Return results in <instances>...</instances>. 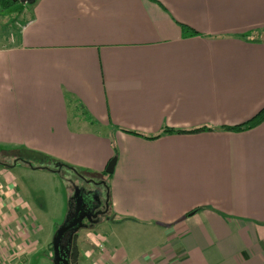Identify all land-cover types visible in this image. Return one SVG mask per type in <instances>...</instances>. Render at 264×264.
Returning <instances> with one entry per match:
<instances>
[{
	"label": "crops",
	"instance_id": "crops-1",
	"mask_svg": "<svg viewBox=\"0 0 264 264\" xmlns=\"http://www.w3.org/2000/svg\"><path fill=\"white\" fill-rule=\"evenodd\" d=\"M32 4L0 45V150L98 173L117 158L112 216L79 233L77 264H264V122L222 130L264 108V0ZM6 165L0 264H26L49 207Z\"/></svg>",
	"mask_w": 264,
	"mask_h": 264
},
{
	"label": "rangeland",
	"instance_id": "rangeland-1",
	"mask_svg": "<svg viewBox=\"0 0 264 264\" xmlns=\"http://www.w3.org/2000/svg\"><path fill=\"white\" fill-rule=\"evenodd\" d=\"M32 9V1H28L27 3L19 2L7 10H4L0 4V45L10 42L12 34L17 33L18 27L25 22V19L29 16ZM44 155L45 153L37 154L36 156L38 159L32 155L30 160L36 164L43 165L46 161L41 156ZM19 157L29 158V155L26 151L14 152L0 150V163L4 162L11 165L16 162ZM50 163L51 162H49V164ZM9 172L11 176H13L14 182L16 183L15 185L18 187L22 195H26L25 197L30 199L36 197L37 199H35V203L39 204L43 209V205L45 204L49 207L48 216L45 221L43 223H38L39 226L43 225V231L39 232L38 235L35 236L37 244L35 250L37 253H32L29 256L28 261L30 260L29 264H52L51 259L46 256V247L44 242L47 241L49 244L53 242L58 228L63 225L67 219L70 187L64 182L63 178L58 176V173L51 170H44L42 168L36 169L19 163L14 166L11 165ZM65 172L69 176L68 180L71 182V173L67 170ZM82 174V176L90 182L93 181L98 184L104 183L109 179L106 174L88 169H85ZM6 176L7 174L5 177ZM109 198L110 196L108 197V203ZM110 206L111 202L109 207ZM109 215L110 217L112 216L111 211L109 212ZM96 228L98 232L103 230L100 226ZM1 258L2 256H0V259ZM17 261V259L14 261L11 259L10 261H6V264L7 262L8 264H15ZM28 261L26 264H28ZM20 262H22V260H20Z\"/></svg>",
	"mask_w": 264,
	"mask_h": 264
},
{
	"label": "flooded vegetation",
	"instance_id": "flooded-vegetation-1",
	"mask_svg": "<svg viewBox=\"0 0 264 264\" xmlns=\"http://www.w3.org/2000/svg\"><path fill=\"white\" fill-rule=\"evenodd\" d=\"M71 179L73 183L70 181L69 183L71 184V187H72V204L70 207L72 216L69 219V223H73L75 219H79V220H76L74 226L65 232L64 237L61 241V244L64 249L67 250L69 248L70 259L72 261V264H74L73 263V254H74L73 251H74V247L76 246L79 233L82 231L88 230V229H92V227L95 224H97L95 222L97 219L100 220L103 217H107L109 214V203H108V196H107L108 187H106V185H104L105 187L103 188V186L101 187L98 183L93 182V181L90 182L86 178L83 179V178L78 177L77 175L75 177H71ZM74 185L78 186L80 189V193L78 196L76 194ZM98 195L102 202L101 204H99L96 199ZM81 196L88 199V203L90 204V207H89L90 212H88L87 209H85L84 211V208H82L83 211L77 214L76 212L77 199ZM96 212H99L102 215L100 214L99 216H97V218L93 217L92 215L95 214ZM82 214L83 216H81ZM89 215H90V219H88ZM79 226H83L86 228H81L78 230V233H75V230Z\"/></svg>",
	"mask_w": 264,
	"mask_h": 264
},
{
	"label": "trees",
	"instance_id": "trees-1",
	"mask_svg": "<svg viewBox=\"0 0 264 264\" xmlns=\"http://www.w3.org/2000/svg\"><path fill=\"white\" fill-rule=\"evenodd\" d=\"M29 1H32V0H29ZM154 1H156V0H154ZM18 2H20V0H0V4L4 10L10 9L11 7H13ZM180 26H181V29H182L185 36H197L198 33L196 31H194L192 28L185 26V25H180ZM240 37L245 39V40L249 39V35H247V33L240 36ZM262 122H264V108L256 116H254L252 119H250L246 123L241 124V125H237V126H232V127H223L222 130L229 131V132H244V131H247V130H250V129L257 127ZM206 130L211 131L212 129H210V128H199V129H196L193 131H176L174 129H167L166 128L163 130L162 135L166 134V133H174V132H177V133H196V132H203ZM130 133H132V132H130ZM133 134L139 135L137 133H133ZM158 137L159 136L153 137L151 139H155ZM20 151H26L29 155V158L19 157V158H17L18 162H23V164H29L31 167H34V168H42V169H48V170H51L54 172H58L60 174V176L63 178V180L66 182L67 181L69 182V180H68L69 176L65 172L66 170L71 173L70 174L71 177H75L77 174L83 175L82 173L85 171V169L73 167L71 165H67V164H65L59 160H56L53 157L47 156V155L41 156L43 159H45L46 163H44L43 165L36 164L35 162L30 160L31 156L34 155L35 157H37L36 155L40 154V153L31 152V151H27V150H17L14 152H20ZM37 159H38V157H37ZM24 160L28 161L29 163H25ZM49 162H51V163L49 164ZM3 163L4 162L0 163V166H7L6 163H4V164ZM103 174H106L107 176H111L106 171L103 172ZM71 204H72V199L70 198V207H71ZM197 210L198 209H196L193 212H197ZM51 250L53 251L52 244H51ZM73 253H74L73 254V263L77 264L78 258H79V251H78L77 245L74 247Z\"/></svg>",
	"mask_w": 264,
	"mask_h": 264
},
{
	"label": "water",
	"instance_id": "water-1",
	"mask_svg": "<svg viewBox=\"0 0 264 264\" xmlns=\"http://www.w3.org/2000/svg\"><path fill=\"white\" fill-rule=\"evenodd\" d=\"M28 1L29 0H21L20 2L21 3H27ZM116 162H117V158L116 157H114L110 161V163H109V165H108V167L106 169V172L108 174H113L114 173V168H115ZM14 164L16 165L17 162H15ZM77 176L84 179V176H82L81 174H77ZM71 182L73 183V181H71ZM74 186H75L76 194L78 196L79 193H80V189H79L78 186H76V185H74ZM107 190H108V188H107ZM107 196L109 197V190H108ZM96 199H97L99 204L102 203L101 200H100L99 195L96 197ZM89 207H90V204L88 203V199L87 198L81 196V197H79L77 199V206H76L77 214H79L80 212L83 211L82 208H84V211H85V209H87V211L90 212V208ZM100 214L101 213L96 212L92 216L97 218V216H99ZM71 216H72L71 215V211H69L65 223L58 228L57 234L55 235V238H54V240L52 242V248H53L52 260H51L52 264H72V261L70 259V254H69V248L66 250V249H64L62 247V244H61V241H62V239L64 237L65 232L74 226L76 220H79V219H75V221L73 223H69V219L71 218ZM81 216H83V214ZM88 219H90V215L88 216ZM95 222L98 223L99 219H97ZM81 228H86V227L79 226L75 230V233H78V230L81 229Z\"/></svg>",
	"mask_w": 264,
	"mask_h": 264
},
{
	"label": "built area",
	"instance_id": "built-area-1",
	"mask_svg": "<svg viewBox=\"0 0 264 264\" xmlns=\"http://www.w3.org/2000/svg\"><path fill=\"white\" fill-rule=\"evenodd\" d=\"M21 1V0H20ZM20 255V254H19Z\"/></svg>",
	"mask_w": 264,
	"mask_h": 264
}]
</instances>
